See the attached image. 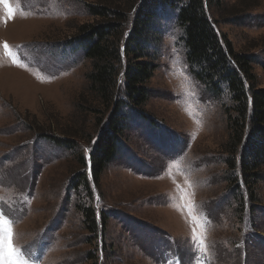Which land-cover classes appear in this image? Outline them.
I'll use <instances>...</instances> for the list:
<instances>
[{
  "label": "rangeland",
  "instance_id": "1",
  "mask_svg": "<svg viewBox=\"0 0 264 264\" xmlns=\"http://www.w3.org/2000/svg\"><path fill=\"white\" fill-rule=\"evenodd\" d=\"M100 2L118 0H9L12 19L0 3V212L20 254L0 264H264V166L247 185L243 148L236 160L225 151L236 104L189 64L175 11H159L144 33L149 100L144 115L123 109L122 148L95 183L91 157L111 111L89 92L91 63L76 42L101 21L91 13ZM208 3L233 52L254 55L264 89V0Z\"/></svg>",
  "mask_w": 264,
  "mask_h": 264
},
{
  "label": "trees",
  "instance_id": "2",
  "mask_svg": "<svg viewBox=\"0 0 264 264\" xmlns=\"http://www.w3.org/2000/svg\"><path fill=\"white\" fill-rule=\"evenodd\" d=\"M139 1L118 0L115 5L100 2V6L91 8V13L101 21L81 27L80 38L76 42L85 59L91 63V71L87 74L89 92L101 102L103 115L109 109L111 111L101 123L102 131L91 157L95 183L122 148L127 121L123 109L144 115L142 106L149 100L145 86L155 67L145 61L141 47L146 42L142 39L145 31L159 17L158 12L164 13L168 9L177 12V23L184 30L187 59L192 68L199 70V79L217 91H220L221 84L226 85L236 104L237 115L229 119L231 133L225 151L236 160L239 148H243L241 175L249 185L264 166V89L258 87L254 75V55L233 52L226 37L215 29L208 11L211 8L208 0ZM136 5H140L137 12L130 14ZM122 56L128 59L125 65ZM133 56L134 62L130 59ZM120 70L124 74V90L118 88ZM99 114L102 115L101 110ZM230 162L235 170L237 164ZM88 183L87 176L82 175L79 184L89 190ZM85 213L91 223V233L96 234L94 212L88 209ZM103 221H106L105 214Z\"/></svg>",
  "mask_w": 264,
  "mask_h": 264
},
{
  "label": "snow or ice",
  "instance_id": "3",
  "mask_svg": "<svg viewBox=\"0 0 264 264\" xmlns=\"http://www.w3.org/2000/svg\"><path fill=\"white\" fill-rule=\"evenodd\" d=\"M0 3L7 9V18L12 19L15 17V9L9 5V0H0ZM6 22V21H5ZM4 48L7 51L9 46L7 43L4 44ZM181 200L186 201L185 206L188 208L189 216H191L193 224H199L198 218L193 215V208L195 207L188 201L187 194L181 195ZM202 227V226H201ZM12 240V229L10 221L6 218L3 212H0V261H3L6 256H14L19 258V251L15 249L11 243ZM193 243L199 247H204V237L193 229ZM19 264H26V261L19 260Z\"/></svg>",
  "mask_w": 264,
  "mask_h": 264
}]
</instances>
